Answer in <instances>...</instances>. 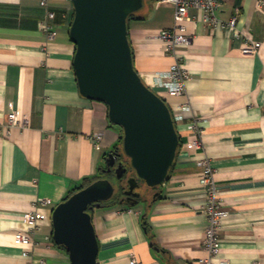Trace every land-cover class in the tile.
<instances>
[{
  "label": "crops",
  "instance_id": "obj_1",
  "mask_svg": "<svg viewBox=\"0 0 264 264\" xmlns=\"http://www.w3.org/2000/svg\"><path fill=\"white\" fill-rule=\"evenodd\" d=\"M42 1L0 0V264H71L54 242L52 212L84 179L99 174L121 137L109 121L108 106L80 93L69 34L72 0H46L47 6ZM218 1L219 27L205 24L200 9L190 10L191 42L177 57L159 38L174 26L171 4L145 0L129 22L135 68L143 81L170 106L191 109L184 113L182 145L157 200L142 208L95 210L98 264L209 260L206 189L197 166L203 156L212 161L220 208L228 213L213 264H264V0ZM48 11L56 14L53 20ZM45 22L55 26L53 38L43 29ZM247 39L262 44L254 56L242 53ZM176 62L189 76L186 93L170 97L155 76ZM14 111L26 116L28 125L9 128ZM195 121L200 135L189 129ZM96 133L102 135L100 149L92 139ZM196 140L200 146L194 148ZM35 210L49 218L32 235L26 258L16 234L26 233L25 216Z\"/></svg>",
  "mask_w": 264,
  "mask_h": 264
},
{
  "label": "water",
  "instance_id": "obj_2",
  "mask_svg": "<svg viewBox=\"0 0 264 264\" xmlns=\"http://www.w3.org/2000/svg\"><path fill=\"white\" fill-rule=\"evenodd\" d=\"M72 3L74 19L69 34L76 46L74 69L79 90L85 98L105 103L109 121L123 132L122 150L135 176L127 180L124 197L116 203L134 207L142 195L137 191L140 181L154 190L167 184L182 145L170 105L146 85L135 68L129 18L142 10L145 0ZM105 162L110 172L114 153ZM117 192L116 181L100 177L54 208L53 239L66 249L71 264H98L99 242L92 212L113 200ZM158 196L156 191L152 202Z\"/></svg>",
  "mask_w": 264,
  "mask_h": 264
},
{
  "label": "built area",
  "instance_id": "obj_3",
  "mask_svg": "<svg viewBox=\"0 0 264 264\" xmlns=\"http://www.w3.org/2000/svg\"><path fill=\"white\" fill-rule=\"evenodd\" d=\"M164 3L171 4L174 11V26L171 29L163 30L159 34L160 40L166 45V52L168 54L177 57L179 48L188 46L191 42V36L187 33V22L191 21L190 10L193 8L200 9L203 12V22L207 25L219 27L220 21L218 20L216 13L220 8V2L218 0H162ZM264 5V1H263ZM42 6H47L46 0L42 1ZM56 14L52 11H48V20H53ZM238 17L235 16L229 22V26L234 28L237 24ZM43 29L54 37L55 26L48 22L43 23ZM261 42L255 40H248L245 42V47L242 53L247 56L256 55L261 49ZM188 72L180 66L179 62H176L171 66L167 72L157 73L155 78L158 85L164 88L170 97H178L186 93V81L188 79ZM174 120L177 125L178 132L182 131L181 125L184 123V113L191 109V106L186 104H179L176 106H170ZM29 120L26 116H23L19 112H11L8 115V127L26 126ZM190 130L195 131L200 135L198 122H192L189 126ZM95 147L100 149V141L102 135L96 133L92 137ZM191 146L197 148L200 146L199 141H194ZM197 166L201 169L200 185L206 189L207 203L204 207V213L208 219V225L204 238V245L210 254L209 260L202 261L204 264H213L214 259L218 257L221 252V228L222 219L228 214L220 208L221 196L216 183V171L212 165V161L203 156L197 160ZM45 204H50V201H44ZM49 216L41 211H32L25 216L27 224L26 233L16 234V240L24 247L23 256L28 258L30 249L33 247L34 242L32 235L35 234L40 228L41 222L45 221ZM29 264H32L29 261ZM130 264H143L137 259L131 260ZM219 264H233L229 261H221Z\"/></svg>",
  "mask_w": 264,
  "mask_h": 264
},
{
  "label": "trees",
  "instance_id": "obj_4",
  "mask_svg": "<svg viewBox=\"0 0 264 264\" xmlns=\"http://www.w3.org/2000/svg\"><path fill=\"white\" fill-rule=\"evenodd\" d=\"M135 16H136V14H133V15L129 18V22H130L131 19H133ZM120 131H121V130H120ZM122 144H123V132L121 131V137H120V140H119L117 146L115 147V149H118L119 152L121 153V155H123V157H125V158L129 161V159H128V158L124 155V153H123V150H122ZM103 168H104V167H103ZM103 168L100 169V172H99V174H98L97 176L84 179V180H83V184H82L80 187L71 190V191L69 192V194L65 197V199H66L67 197H69L70 195H72L74 192L80 190L81 188L87 186V185L90 184L91 182L97 180L98 178H100V177H102V178H103V177L106 178L107 176H106V177L103 176V173H102ZM126 168H127V173H128V174H131L132 176H135V173H134V171L132 170L130 163H128V165L126 166ZM173 168H174V167H173ZM172 170H173V169H172ZM172 170H171V173H172ZM171 173H170L169 176H171ZM127 178H128V176L124 177L123 180H121V181H120L119 179L116 180L117 185H118V192H117L118 196H117V197L122 196V192H121V191L124 190V187L122 186V183H123L124 181H126ZM140 183H141V184H144L143 181H140ZM157 190H158V189H155V191H157ZM117 197H116V198H117ZM65 199H64V200H65ZM115 200H116V199H115ZM114 206H116V207H118V206H120V207H129V206H127V205H120L119 203L113 202V200H111V201H109V202H106V203H103V207H114ZM89 211H91L90 208H89ZM91 212H92V211H91ZM92 214H94V212H92ZM143 226H144V228H145V231L148 232V228H149V227H148V225H147V223H146V221H145V218L143 219ZM153 244H154V243H153ZM56 245H57V244H56ZM57 246H58V245H57ZM58 247H59L61 250H63V251H65L66 253H68V252L66 251L65 248L60 247V246H58Z\"/></svg>",
  "mask_w": 264,
  "mask_h": 264
},
{
  "label": "flooded vegetation",
  "instance_id": "obj_5",
  "mask_svg": "<svg viewBox=\"0 0 264 264\" xmlns=\"http://www.w3.org/2000/svg\"><path fill=\"white\" fill-rule=\"evenodd\" d=\"M111 153H114V155H115V164L112 167L111 171L108 172L107 171L108 170V167H107V164L105 162V166H104V168L102 170L103 176H105V177L107 176L106 178H109L112 181H116L118 179V175H120V174H123L122 178L119 179L120 181L123 180V178L126 177V176H131V174H128L127 173V170H126V166L128 165L129 161L125 157H123V155H121V153L119 152L118 149H114L113 151H111ZM125 189H127V188H124V190L121 191L122 192V196L117 197L118 196V194H117L113 198V202H116L119 199H121V198L124 197V191H125ZM142 199H143V195H141V197L139 198V203L142 201Z\"/></svg>",
  "mask_w": 264,
  "mask_h": 264
},
{
  "label": "rangeland",
  "instance_id": "obj_6",
  "mask_svg": "<svg viewBox=\"0 0 264 264\" xmlns=\"http://www.w3.org/2000/svg\"><path fill=\"white\" fill-rule=\"evenodd\" d=\"M132 176V175H131ZM131 176H128V178L126 179V181H124L122 183V186L124 188H127L128 185H127V180L131 177ZM141 192V194L143 195V199L142 201L140 202L139 205H137V207H144V205L146 204L147 201H151L153 199V195L155 194L154 193V189H149L148 187H146V185L144 184H141V188L138 190Z\"/></svg>",
  "mask_w": 264,
  "mask_h": 264
}]
</instances>
